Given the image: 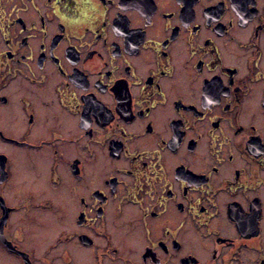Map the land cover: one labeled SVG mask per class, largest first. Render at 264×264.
Masks as SVG:
<instances>
[{
  "label": "flooded vegetation",
  "instance_id": "flooded-vegetation-1",
  "mask_svg": "<svg viewBox=\"0 0 264 264\" xmlns=\"http://www.w3.org/2000/svg\"><path fill=\"white\" fill-rule=\"evenodd\" d=\"M0 264H264V0H0Z\"/></svg>",
  "mask_w": 264,
  "mask_h": 264
}]
</instances>
